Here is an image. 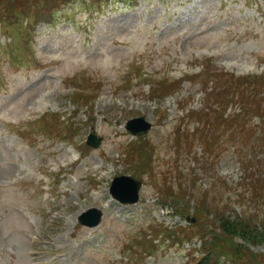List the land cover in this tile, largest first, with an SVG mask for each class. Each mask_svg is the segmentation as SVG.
<instances>
[{
  "label": "rangeland",
  "instance_id": "obj_1",
  "mask_svg": "<svg viewBox=\"0 0 264 264\" xmlns=\"http://www.w3.org/2000/svg\"><path fill=\"white\" fill-rule=\"evenodd\" d=\"M240 76L264 87V0H0V264H264L218 225L264 222V92L245 127L230 98V127L190 113ZM119 175L136 204L112 197Z\"/></svg>",
  "mask_w": 264,
  "mask_h": 264
},
{
  "label": "trees",
  "instance_id": "obj_2",
  "mask_svg": "<svg viewBox=\"0 0 264 264\" xmlns=\"http://www.w3.org/2000/svg\"><path fill=\"white\" fill-rule=\"evenodd\" d=\"M22 1H24V0H22ZM37 5H38V2L35 4L34 9L37 7ZM218 74L222 75L220 73H218ZM260 92H262V93L264 92V87H263V84H261L259 82V76H246V77L240 76V77L236 78V82L234 83V85L231 89H226V88L222 89V90L214 89L207 94L208 97H216L217 102L219 103V109H218V107L213 108V109H211L209 107H205V108H201L197 111L193 110L190 113H191V115H194V116L198 115L199 119L204 120L206 124H208L210 122H214L217 125H221L224 127H230V124H233L234 122H229L228 118H230V117H225V119L223 120V118H224L223 113L224 112H223V110H221V107H220V106L223 107V105L225 103H227V101L229 100L228 98H230V100L239 104V107L242 108V110L240 111L242 113H239L238 115L234 114L232 116V119L237 121L234 124L235 127H238V126L245 127V126L251 125L252 123L244 121L241 117L244 118L243 115L246 113L254 114V111L251 110L250 103H247V105H246L243 102V100H244L243 96L249 94V98H252L254 93L256 95ZM206 108L208 110H205ZM215 109L219 110L220 115L212 116L211 110H215ZM256 113L260 116V119H262L264 117V111L263 110H262V113L260 110H257ZM255 133H253V136H256ZM208 134L211 136H215L214 131H212ZM207 136L205 138V142H207V144L208 143L212 144L213 141H211V138L209 136L207 138ZM241 136H242V132H239V137H241ZM246 161L247 160H245V162ZM218 208L219 207H217V206L214 207V209H215L214 211H219ZM242 217H248V218L251 217V219L254 218L253 215H249V214H245L242 216L241 214L237 215L233 212H231L230 214H226L225 211L220 212V215L218 216V225L220 227L221 232H223L227 236L239 235L245 241L253 243V244L258 243V242H264V222L262 220L252 222L254 225L253 226L249 223L251 221L244 220ZM244 221H247V222H244ZM211 256H212V253H210L209 256L203 257L202 258V264H213V262L206 260L208 258H211ZM216 261L218 262V259H216Z\"/></svg>",
  "mask_w": 264,
  "mask_h": 264
},
{
  "label": "water",
  "instance_id": "obj_3",
  "mask_svg": "<svg viewBox=\"0 0 264 264\" xmlns=\"http://www.w3.org/2000/svg\"><path fill=\"white\" fill-rule=\"evenodd\" d=\"M152 127V122L145 116L131 118L126 123V128L134 135L147 133ZM103 137L90 133L87 137L89 144L97 147L101 144ZM142 181L132 175H119L114 177L110 186V193L113 198L121 203H136L140 199ZM103 219V210L92 207L84 211L79 220L83 225L95 227Z\"/></svg>",
  "mask_w": 264,
  "mask_h": 264
}]
</instances>
